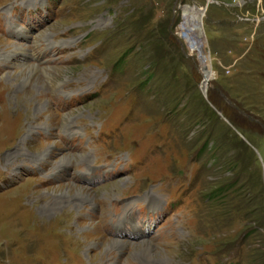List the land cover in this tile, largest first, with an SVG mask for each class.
<instances>
[{
    "label": "rangeland",
    "instance_id": "1",
    "mask_svg": "<svg viewBox=\"0 0 264 264\" xmlns=\"http://www.w3.org/2000/svg\"><path fill=\"white\" fill-rule=\"evenodd\" d=\"M0 264H264V0H0Z\"/></svg>",
    "mask_w": 264,
    "mask_h": 264
},
{
    "label": "bare ground",
    "instance_id": "2",
    "mask_svg": "<svg viewBox=\"0 0 264 264\" xmlns=\"http://www.w3.org/2000/svg\"><path fill=\"white\" fill-rule=\"evenodd\" d=\"M200 10V9H199ZM200 11H202V9L200 10ZM203 12V11H202ZM185 13V14H184ZM187 14V8H185V10L183 9V15H184V20H185V15ZM186 21V20H185ZM187 22V21H186ZM201 29V28H200ZM184 30H186V27H185V29ZM183 31V30H182ZM181 31V32H182ZM192 33V32H191ZM199 34H201V30H200V33ZM196 35H198V34H196ZM182 37H184V36H182ZM29 68H33V67H29ZM27 70V69H26ZM30 70V69H29ZM33 70V69H32ZM38 71V70H37ZM24 73V72H23ZM29 73H31V71H29ZM41 73V72H40ZM42 74V73H41ZM40 75V74H39ZM205 75L209 78V77H211V73H210V71H209V69H205ZM30 76V75H29ZM33 76V75H32ZM35 76V75H34ZM40 78V77H39ZM44 78V77H43ZM48 78V77H47ZM27 79V78H26ZM18 80V79H17ZM34 80V79H33ZM208 80V79H207ZM40 81V80H39ZM47 81V80H46ZM37 82H38V80H37ZM46 83V82H45ZM40 84V83H39ZM43 85V84H42ZM63 160H61V162H62ZM64 162V161H63ZM97 170L98 169H96L95 170V172H94V169L92 170L94 173L93 174H90V172H89V174H83V175H85L86 177H83V176H81L82 174H80V175H78L81 179H87V180H90L89 178H90V176H94V177H92L91 179H93V178H95L96 177V175H94L95 173H98L97 172ZM77 187V186H76ZM64 188V187H63ZM72 188H73V186H72ZM82 190V189H81ZM61 191V190H60ZM66 193V192H65ZM70 194V193H69ZM77 194H79V195H81L79 192L77 193ZM76 195V194H75ZM84 195V194H83ZM139 227H141V226H139ZM139 227H133V233L134 234H137V232L139 231V232H141L140 231V229H139ZM116 228H122L123 230H124V232H125V228L123 227V226H121V227H116ZM144 228L145 227H141V229H142V231H144ZM122 229H119V231H123ZM138 235V234H137ZM138 249L139 248H141V249H144V250H147V251H149L150 252V248H152L151 247V244L150 243H146V242H141L140 244H139V246L137 247ZM143 253H145V252H143ZM154 254V253H153ZM157 254V253H156ZM164 257V256H163Z\"/></svg>",
    "mask_w": 264,
    "mask_h": 264
}]
</instances>
